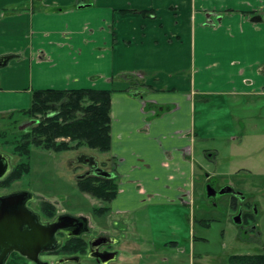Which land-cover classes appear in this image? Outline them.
I'll list each match as a JSON object with an SVG mask.
<instances>
[{"label":"crops","instance_id":"crops-1","mask_svg":"<svg viewBox=\"0 0 264 264\" xmlns=\"http://www.w3.org/2000/svg\"><path fill=\"white\" fill-rule=\"evenodd\" d=\"M7 55L0 115L27 109L37 89H112L106 161L124 179L109 203L113 221L130 222L126 212L149 205L195 206L204 103L212 113L231 109L246 127L259 129L264 118V0H0ZM255 176L264 184V170ZM199 238L190 241L193 259L204 254L195 252ZM151 255L118 253L128 264H154ZM166 256L162 263L177 259Z\"/></svg>","mask_w":264,"mask_h":264},{"label":"rangeland","instance_id":"rangeland-1","mask_svg":"<svg viewBox=\"0 0 264 264\" xmlns=\"http://www.w3.org/2000/svg\"><path fill=\"white\" fill-rule=\"evenodd\" d=\"M119 82L115 80L114 85ZM225 105L232 104L226 100ZM204 106V116L197 120L198 127L203 125L200 130V137L203 139L202 157L195 160V182L198 191L195 206L192 205L191 208L183 205H149L138 211L126 212V218L131 221H121V224L129 242L122 241L118 247L119 252L121 249L139 247L141 252L154 254L150 256L155 260L152 262L154 264H230L229 257L232 254L264 252V188H257L264 187V184L258 185L255 176L256 172L264 170V118L260 120L261 127L254 129L243 126L242 118H232L231 109L223 107L212 113L209 108L212 107L211 104L204 103ZM0 116V130L6 129V135L0 137V152L10 155L11 162L16 166L21 158L13 152L14 148L10 142L16 138L18 131L28 129L31 121H22L20 130L16 131L17 126H8L6 115ZM199 117L200 115L197 118ZM214 136L217 137L213 139ZM237 136L243 137L242 142L239 137L233 140V137ZM257 137L258 143L255 142ZM213 148L219 149L214 156L211 154ZM31 149V171L13 181L11 185L1 187L0 195L27 188L35 197L32 206L41 210L43 215L47 216L43 212V203L50 202L56 208V213L51 216L61 213L84 215L89 218L91 227L95 228L93 234H97L100 228H105L106 221L108 223L115 218L109 211L102 215L96 214V207L109 203L102 202L77 187V179L82 175L99 174L100 170L110 174V164L107 162L110 158L108 159L107 152L88 147L58 153L37 147ZM82 155L93 156L95 164L89 165L80 161ZM103 162L106 165L102 167ZM247 168L251 169L254 175H249ZM121 180L117 179L119 186ZM225 186H231L243 193V198L251 203V209L246 206L242 209L249 212L247 219L232 208L231 193H220ZM209 188L214 192L209 194ZM174 194L180 198L184 192L177 191ZM238 216L241 217L239 220L236 219ZM196 218L213 220L206 221L210 222V225L205 226L200 222L194 224ZM193 235L204 238L195 242V252L204 253H197L195 259L187 254L191 250L190 241ZM171 240L178 243L171 244ZM131 241L134 242L133 245ZM168 241L169 243H166ZM181 248L187 252L178 251ZM164 254L168 259V254H175L177 259L162 263L160 258ZM129 258L119 256L116 263L122 259L123 264H128L126 261ZM42 259L46 260L45 257ZM80 261L65 264H96L94 260H86L85 257ZM22 263L20 261V264Z\"/></svg>","mask_w":264,"mask_h":264},{"label":"trees","instance_id":"trees-1","mask_svg":"<svg viewBox=\"0 0 264 264\" xmlns=\"http://www.w3.org/2000/svg\"><path fill=\"white\" fill-rule=\"evenodd\" d=\"M141 13L146 16L148 14L145 11ZM112 92V89L98 88L37 89L32 91L31 104L27 109L4 114L9 120V127L17 126L16 131L20 130L22 121L37 120V122L31 123L26 130L18 131L16 138L10 142L14 148L13 152L21 159L2 185H11L13 181L31 171L32 147L56 153L84 147L108 152L111 148ZM5 133V128L0 130V137L5 136ZM104 163L101 165L105 166ZM77 187L80 191L106 203H110L119 191L117 178L104 174H89L78 178ZM231 201L232 208L236 210L240 205V196L232 194ZM243 205L251 207V203L247 200H243ZM109 210L110 206L104 205L96 207L94 211L102 215ZM43 212L49 216L55 214V205L44 202ZM248 215L249 212H245L244 219H247ZM209 220L212 221L213 218L196 219L205 226L210 225V222H206ZM66 247L72 252L84 251L85 244L75 241L71 247L68 245ZM229 263L264 264V253L232 254ZM8 264H20L19 256L15 255Z\"/></svg>","mask_w":264,"mask_h":264},{"label":"flooded vegetation","instance_id":"flooded-vegetation-1","mask_svg":"<svg viewBox=\"0 0 264 264\" xmlns=\"http://www.w3.org/2000/svg\"><path fill=\"white\" fill-rule=\"evenodd\" d=\"M31 121V120H29ZM28 122V121H27ZM87 157H83L82 161L84 162ZM12 163V162H11ZM85 163H89L86 162ZM13 164V163H12ZM90 165V163H89ZM13 164V169H14ZM103 167V166H102ZM12 169V171H13ZM11 171V172H12ZM11 172L0 180V188L3 187V183L9 177ZM103 171L100 170V175H103ZM109 175V174H107ZM85 175H82L83 177ZM111 176V175H110ZM114 177V176H113ZM236 190V189H235ZM20 193H29L28 199H23V202H18L17 204H12L9 202L2 201V198H6L10 195H18ZM240 196L239 207L236 209L238 213H242L244 218V211H242L244 205L243 193L236 190V193H231ZM242 199V200H241ZM35 197L32 194L31 190L23 188L20 190H14L10 193L0 195V211H16L17 209L23 210V228H28L36 220L44 229L45 227H51L49 235L50 239L53 241V245L47 248L41 249L38 253L35 254V258L29 257L27 255L21 254L17 251L12 252L9 257L6 259L4 264L15 257L19 256V261H22V264H65V263H80L81 259L85 257L86 260H94L96 264H117L116 261L119 258V246L122 242L121 235L124 234L125 230L122 227L121 221H110L105 222V228H100L97 230V234H93V229L89 218L84 215H71L77 218H70L64 215L68 213H61L55 216H45L42 211L38 208L32 206ZM252 207V206H251ZM251 207L249 209H251ZM8 212V211H7ZM247 212V211H246ZM85 217L84 219H80ZM241 218L240 216H238ZM79 219V220H78ZM239 220V219H238ZM116 231L121 232L119 236ZM75 241L83 242L85 244L84 251L78 250L76 252L69 251L67 245L71 247L72 244H75ZM46 258L43 260L42 258ZM75 257L73 260L69 258ZM81 257V258H78ZM50 259V260H48ZM52 260L54 262H52Z\"/></svg>","mask_w":264,"mask_h":264},{"label":"water","instance_id":"water-1","mask_svg":"<svg viewBox=\"0 0 264 264\" xmlns=\"http://www.w3.org/2000/svg\"><path fill=\"white\" fill-rule=\"evenodd\" d=\"M9 58L10 56L8 55L1 56L0 66L5 65ZM33 122H37V120H31V123ZM83 157L87 156L82 155L80 161H82ZM87 158L86 162H89L90 165L95 164L96 161L93 156ZM12 169L13 164L11 163L10 155L0 152V180L6 177ZM103 174L107 175V173ZM213 192L214 190L209 188V194ZM220 193H236V190L231 186H225L220 190ZM28 198L29 193H20L18 195H10L4 199L2 198V201L17 204L18 202H23V199ZM7 211H0V264H4L9 255L14 251L35 258V254L41 249L53 245V241L49 237V235L51 236V227H45L44 229L35 220L28 228H23V210ZM64 216L77 218L71 216V214ZM80 219L85 220V217H81ZM236 219L240 218L237 217ZM74 258L71 257L69 259L73 260Z\"/></svg>","mask_w":264,"mask_h":264}]
</instances>
